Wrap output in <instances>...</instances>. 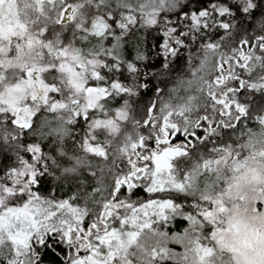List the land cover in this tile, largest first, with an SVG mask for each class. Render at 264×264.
I'll use <instances>...</instances> for the list:
<instances>
[{
    "label": "snow or ice",
    "instance_id": "snow-or-ice-1",
    "mask_svg": "<svg viewBox=\"0 0 264 264\" xmlns=\"http://www.w3.org/2000/svg\"><path fill=\"white\" fill-rule=\"evenodd\" d=\"M0 264H264V0H0Z\"/></svg>",
    "mask_w": 264,
    "mask_h": 264
}]
</instances>
